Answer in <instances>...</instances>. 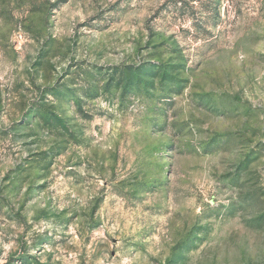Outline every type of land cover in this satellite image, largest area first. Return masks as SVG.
<instances>
[{"label":"rangeland","instance_id":"obj_1","mask_svg":"<svg viewBox=\"0 0 264 264\" xmlns=\"http://www.w3.org/2000/svg\"><path fill=\"white\" fill-rule=\"evenodd\" d=\"M0 264H264V0H0Z\"/></svg>","mask_w":264,"mask_h":264}]
</instances>
